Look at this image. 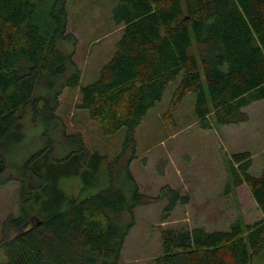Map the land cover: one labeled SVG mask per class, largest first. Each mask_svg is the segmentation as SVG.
Masks as SVG:
<instances>
[{"label": "trees", "instance_id": "obj_1", "mask_svg": "<svg viewBox=\"0 0 264 264\" xmlns=\"http://www.w3.org/2000/svg\"><path fill=\"white\" fill-rule=\"evenodd\" d=\"M67 2L0 0V184L20 185L17 212L6 220L16 232L3 243L0 264L119 263L134 208L151 200L129 173L134 131L170 82L178 79L168 110L191 93L201 129L244 122L243 108L264 99V0H115L110 18L121 35L85 84L72 53L58 47L75 40L66 30ZM64 88L78 90L75 107L103 135L123 128V148L131 146L127 158L112 161L116 171L108 166V184L97 191L88 190L100 187L106 156L90 152L80 130L67 133L57 114ZM28 113L44 123L42 139L14 160ZM251 165L247 150L230 155L226 191L245 184L261 218L234 220L227 229H162L156 264H264V166L254 176ZM70 176L80 178L84 197L59 187ZM165 196L170 207L187 202L169 186L160 189L158 197Z\"/></svg>", "mask_w": 264, "mask_h": 264}, {"label": "rangeland", "instance_id": "obj_2", "mask_svg": "<svg viewBox=\"0 0 264 264\" xmlns=\"http://www.w3.org/2000/svg\"><path fill=\"white\" fill-rule=\"evenodd\" d=\"M115 0H68L67 27L75 40H60L58 47L72 53V61L82 68L81 83L94 80L100 65L109 59L121 26L114 25L110 15ZM178 79L166 87L163 97L152 107L134 131V158L129 173L138 191L151 200L133 210L134 224L125 237L118 264H156L161 255L160 231L191 229L201 226L207 230L227 229L231 222L252 223L261 218L245 184L226 191L227 160L234 152L249 151L252 157L250 174L256 176L264 166V99L243 108L247 120L237 124L201 129L193 114L194 96L188 93L173 111L168 103ZM57 114L64 120L67 133L80 130L90 152L105 155L100 165L103 181L97 191L108 184L107 168L118 169L112 162L118 155L127 158L131 146L124 150V129L103 135L98 124L84 109L76 108L77 89L64 88L59 96ZM44 123L23 120L24 137L12 149L14 160H24L42 139ZM53 137L50 136V139ZM13 171V170H11ZM7 173V172H6ZM163 186L173 188L187 202L170 205L168 197H158ZM59 187L68 195L84 197L78 176L61 178ZM20 202L17 180L0 184V261L5 260L3 243L16 231L6 223L15 215ZM26 226V225H25ZM179 264V263H175Z\"/></svg>", "mask_w": 264, "mask_h": 264}, {"label": "crops", "instance_id": "obj_3", "mask_svg": "<svg viewBox=\"0 0 264 264\" xmlns=\"http://www.w3.org/2000/svg\"><path fill=\"white\" fill-rule=\"evenodd\" d=\"M110 56H111V54H110ZM110 56H109V57H110ZM106 61H107V60H106ZM106 61H105V62H106ZM105 62H103V63L100 65V67H101ZM75 64H76V63H75ZM76 65H77V64H76ZM77 67L80 69V76L83 75V72H82L83 70H82V68H81L79 65H78Z\"/></svg>", "mask_w": 264, "mask_h": 264}]
</instances>
